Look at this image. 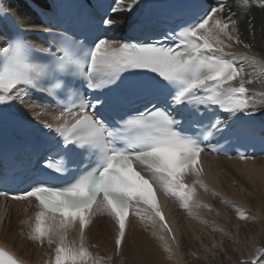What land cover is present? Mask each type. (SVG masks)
I'll return each mask as SVG.
<instances>
[{"label": "snow or ice", "instance_id": "1", "mask_svg": "<svg viewBox=\"0 0 264 264\" xmlns=\"http://www.w3.org/2000/svg\"><path fill=\"white\" fill-rule=\"evenodd\" d=\"M138 3L113 0L103 12L95 13L98 19H93L91 37L55 33L51 28H22L13 20L16 30L0 49V105L23 103L31 100L30 92H40L59 109L51 122L41 123L39 112L35 121L47 130L54 154L64 161L54 165L49 160L46 170H53L63 181L54 186L52 177L32 178L26 191L11 194L17 201L34 197L38 202L40 210L28 239L55 245L49 264H99L85 243V230L98 215L115 221L117 252L125 242L130 215L145 227L166 231L175 242L157 190L183 210H211L198 198L196 187L209 190L199 179L204 174L201 153L228 155L219 143L229 129L228 120L264 109V91L248 88L264 85V59L231 51L234 45L249 50L251 46L241 39L236 14L227 0L199 6L151 42L115 38L123 20L114 15L130 13ZM237 3L245 12L254 4L264 8V0ZM48 7L38 4L37 14L47 15ZM6 18L11 19L0 0V22ZM30 31L52 37L50 47L34 48L24 39ZM37 52L47 53L48 62H34ZM121 91L142 99L143 110L115 120L110 115L113 105L127 99ZM237 155L241 160L250 158L246 152L237 151ZM189 175L197 179L188 183ZM211 194L219 195L214 190ZM0 196L8 197L9 192L0 190ZM220 199L237 207L240 219H246L232 201ZM77 229L79 242L69 241V233ZM158 239L171 252L168 238L159 235ZM255 253L251 264H264V248H256ZM0 264L23 262L0 247Z\"/></svg>", "mask_w": 264, "mask_h": 264}, {"label": "bare ground", "instance_id": "2", "mask_svg": "<svg viewBox=\"0 0 264 264\" xmlns=\"http://www.w3.org/2000/svg\"><path fill=\"white\" fill-rule=\"evenodd\" d=\"M228 5L236 14L241 39L251 46L249 50L243 45H234L231 51L247 52L264 59V8L254 4L245 12L237 0H229ZM10 9L23 25L38 27V19L21 0H11ZM131 13L114 15L113 18L123 20L120 31L129 22ZM249 22L251 28L248 27ZM248 86L256 92L264 91V85L259 83ZM16 103L20 112L29 118L35 119L39 112L42 122H51V115L56 113L32 98ZM203 169L204 174L199 179L209 190L205 191L197 184L198 198L211 205V210L207 207L193 208L190 214L189 210L181 209L177 201L163 194L165 199L168 198L164 213L176 236L175 242L171 241L166 231L145 227L131 216L125 242L117 252L115 221L107 215H98L85 230V243L93 257L101 258L104 264H242L247 259L251 264L256 255L255 249L263 248L264 157L241 160L205 154ZM196 179L189 175L187 182L192 183ZM213 190L219 195H212ZM220 197L243 210L246 219H240L237 207L222 203ZM39 210L34 198L7 202L0 198V244L28 264H49L54 260L55 245L49 246L47 242L41 245L28 239ZM154 232L156 235H153ZM159 235L168 238L171 252L165 250ZM68 240L79 242L78 229L69 233Z\"/></svg>", "mask_w": 264, "mask_h": 264}, {"label": "rangeland", "instance_id": "3", "mask_svg": "<svg viewBox=\"0 0 264 264\" xmlns=\"http://www.w3.org/2000/svg\"><path fill=\"white\" fill-rule=\"evenodd\" d=\"M263 208H264V206H263ZM263 244H262V246H263V248H264V239H263V242H262ZM96 259H98V261H99V264H104V262L101 260V258H96ZM248 260V259H247ZM247 260H243V261H247ZM249 261V260H248Z\"/></svg>", "mask_w": 264, "mask_h": 264}]
</instances>
